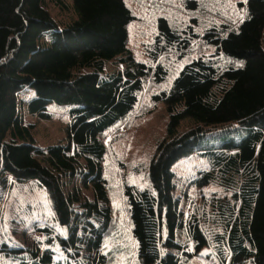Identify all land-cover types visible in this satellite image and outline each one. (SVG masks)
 Returning a JSON list of instances; mask_svg holds the SVG:
<instances>
[{
    "label": "trees",
    "instance_id": "trees-1",
    "mask_svg": "<svg viewBox=\"0 0 264 264\" xmlns=\"http://www.w3.org/2000/svg\"><path fill=\"white\" fill-rule=\"evenodd\" d=\"M239 3L240 20L211 25L199 36L214 51L186 62L170 87L152 96L168 113L165 136L147 164L146 185L125 181L122 189L141 264H183L205 245L224 264H264V0ZM70 7L73 18L60 24L46 0H0V182L37 180L68 228L57 247L49 237L47 244L10 248L26 251L18 264H108L104 134L132 112L147 78L165 79L159 56L173 49L182 55L198 37L159 16L147 48L155 64H149L128 47L135 14L126 0H71ZM110 62L117 66L109 69ZM52 101L75 104L67 142L40 146L21 109L47 116ZM184 118L194 125L180 132ZM230 122L232 132L200 152L207 168L193 180L218 183L229 194L186 214L174 193L172 165L207 130ZM240 128L245 132L238 137ZM73 178L78 183L66 188ZM6 246L0 245V262Z\"/></svg>",
    "mask_w": 264,
    "mask_h": 264
},
{
    "label": "rangeland",
    "instance_id": "rangeland-1",
    "mask_svg": "<svg viewBox=\"0 0 264 264\" xmlns=\"http://www.w3.org/2000/svg\"><path fill=\"white\" fill-rule=\"evenodd\" d=\"M126 1L135 14V19L128 26V47L136 59L155 64L149 58L147 48L157 32L159 16L166 17L173 27L180 30L191 28L198 37L182 55L173 49L159 56L158 62L167 68L165 79L157 83L151 77L147 78L132 112L104 134V141L108 146L104 174L108 181L112 209V225L104 243V252L109 258L108 264H141L136 255L122 189L125 181L140 186L146 185L147 164L155 152L156 143L165 136L168 113L163 102L153 100L152 96L162 89L169 88L173 78L186 62L214 51L212 45L199 38L207 27L220 23H235L245 13V8L239 3L244 0ZM189 1H194L195 5L192 6ZM64 2L68 4L67 7L58 6L55 0H46L47 9L60 24L68 23L74 16L70 7L71 0ZM218 57L222 62L227 61L222 56ZM114 66L117 64L110 62L107 67L112 69ZM74 105L52 101L47 104V116L30 113L23 106L21 113L24 123L32 125L33 142L40 146L66 143L69 110ZM193 125L192 119L184 118L178 126V131L182 132ZM234 127L236 123L230 122L207 130L193 142L189 153L173 163L174 193L181 196V205L186 214L198 210L200 206H206L212 196L229 194V191L218 183L198 186L193 180L199 170L207 168V159L200 152L219 144ZM244 132V128L236 130L238 137ZM72 183H78V180H66L65 187L69 188ZM67 233V226L56 216L47 189L37 180L0 182V245H7L4 247L7 249V255L3 256L0 264H18L19 256L26 253L25 250L15 251L10 248L37 245V240L47 244L49 237L56 243L53 247H57V236H66ZM181 239L186 241L183 234ZM56 250L60 251L59 248ZM183 264L224 262L212 246L205 245L198 254L188 258Z\"/></svg>",
    "mask_w": 264,
    "mask_h": 264
},
{
    "label": "snow or ice",
    "instance_id": "snow-or-ice-1",
    "mask_svg": "<svg viewBox=\"0 0 264 264\" xmlns=\"http://www.w3.org/2000/svg\"><path fill=\"white\" fill-rule=\"evenodd\" d=\"M245 2H246V0H245Z\"/></svg>",
    "mask_w": 264,
    "mask_h": 264
}]
</instances>
